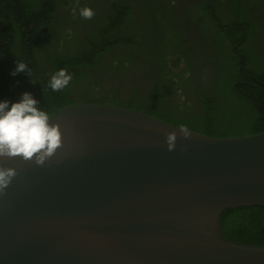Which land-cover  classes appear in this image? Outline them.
<instances>
[{"label": "water", "instance_id": "water-1", "mask_svg": "<svg viewBox=\"0 0 264 264\" xmlns=\"http://www.w3.org/2000/svg\"><path fill=\"white\" fill-rule=\"evenodd\" d=\"M49 120L62 147L43 166L0 159L17 171L0 193V264H264V246L219 224L264 206V132L209 137L110 102Z\"/></svg>", "mask_w": 264, "mask_h": 264}, {"label": "trees", "instance_id": "trees-1", "mask_svg": "<svg viewBox=\"0 0 264 264\" xmlns=\"http://www.w3.org/2000/svg\"><path fill=\"white\" fill-rule=\"evenodd\" d=\"M17 60L30 76L12 75ZM61 68L72 79L54 92ZM24 92L48 114L110 102L209 137L264 132V0H0V101ZM219 224L264 246V206L225 209Z\"/></svg>", "mask_w": 264, "mask_h": 264}, {"label": "clouds", "instance_id": "clouds-1", "mask_svg": "<svg viewBox=\"0 0 264 264\" xmlns=\"http://www.w3.org/2000/svg\"><path fill=\"white\" fill-rule=\"evenodd\" d=\"M80 15L91 19L94 12L88 7H83L80 9ZM30 71L23 61L17 60L12 75L23 72L30 76ZM71 79L67 69L61 68L51 75L48 87L54 92L62 91ZM180 134L185 138L189 136L184 128H181ZM165 135L167 148L172 150L177 133L173 131ZM61 147L60 125L50 122L49 114L38 107L37 100L30 93L24 92L17 102L11 104L7 100L0 101V159L20 157L24 161L43 166ZM16 175L14 168L0 166V193L9 186Z\"/></svg>", "mask_w": 264, "mask_h": 264}, {"label": "flooded vegetation", "instance_id": "flooded-vegetation-1", "mask_svg": "<svg viewBox=\"0 0 264 264\" xmlns=\"http://www.w3.org/2000/svg\"><path fill=\"white\" fill-rule=\"evenodd\" d=\"M179 4H181V5H185L186 7H188V6H191V5H193L196 1H198V0H176ZM139 78V77H138ZM133 79V80H135L134 82L135 83H137V84H139L140 85V79L141 78H139V79Z\"/></svg>", "mask_w": 264, "mask_h": 264}]
</instances>
